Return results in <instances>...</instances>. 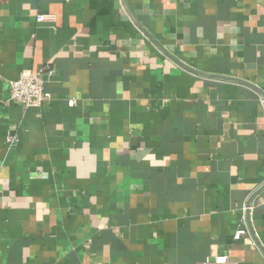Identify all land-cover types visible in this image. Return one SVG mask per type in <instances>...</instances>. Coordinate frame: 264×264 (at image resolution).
Wrapping results in <instances>:
<instances>
[{
	"label": "crops",
	"instance_id": "0c3cea01",
	"mask_svg": "<svg viewBox=\"0 0 264 264\" xmlns=\"http://www.w3.org/2000/svg\"><path fill=\"white\" fill-rule=\"evenodd\" d=\"M263 93L264 0H0V264H264Z\"/></svg>",
	"mask_w": 264,
	"mask_h": 264
},
{
	"label": "built area",
	"instance_id": "2783aa9c",
	"mask_svg": "<svg viewBox=\"0 0 264 264\" xmlns=\"http://www.w3.org/2000/svg\"><path fill=\"white\" fill-rule=\"evenodd\" d=\"M36 21L41 23L48 21V17L45 15H37ZM54 71L49 67H45L36 73L22 74L18 79L8 83L9 100L13 104L19 105L23 110L31 108H37L43 102L51 100V94L46 91L45 85L51 77H53ZM259 103L264 106V93L259 97ZM70 105H73V101H69ZM11 143V140H9ZM246 210H252L251 207L243 208V217ZM242 236L241 231H237L234 234L233 239L239 240ZM204 264H228L226 257L219 256L213 260H205Z\"/></svg>",
	"mask_w": 264,
	"mask_h": 264
}]
</instances>
